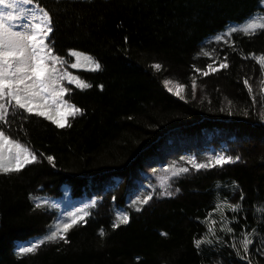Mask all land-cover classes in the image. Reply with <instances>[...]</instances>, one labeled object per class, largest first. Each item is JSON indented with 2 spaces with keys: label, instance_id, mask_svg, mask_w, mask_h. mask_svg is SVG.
Returning a JSON list of instances; mask_svg holds the SVG:
<instances>
[{
  "label": "trees",
  "instance_id": "1",
  "mask_svg": "<svg viewBox=\"0 0 264 264\" xmlns=\"http://www.w3.org/2000/svg\"><path fill=\"white\" fill-rule=\"evenodd\" d=\"M39 3L53 17L54 51L69 61L63 67L92 87L80 90L65 81L71 89L66 99L83 109L70 118V128L27 113L10 126L0 124L37 154L21 172L0 174V264H248L229 245L233 235L240 239L243 231L264 229V73L250 55L264 54V31L237 32L227 43L214 37L228 25L264 17V0ZM70 49L93 56L101 70L72 69ZM225 56L227 69L203 76L207 64L218 67ZM166 80L185 85L183 100L168 91ZM222 145L240 161L192 168L189 158L207 162L209 148ZM180 167L189 172L177 179L172 173ZM162 185L180 191L172 197L154 193L137 212L131 203L137 195L158 193ZM41 199L51 200L54 210L37 209L34 201ZM225 200L240 203L241 211L232 213ZM92 201L87 223L70 230L68 244L45 243L34 254L17 251L54 229L56 215L66 219L67 212ZM217 203L233 234L220 231ZM117 210L130 220L113 229ZM213 219L224 243L198 253L194 238L206 235ZM250 252L252 264H264L255 244Z\"/></svg>",
  "mask_w": 264,
  "mask_h": 264
},
{
  "label": "snow or ice",
  "instance_id": "2",
  "mask_svg": "<svg viewBox=\"0 0 264 264\" xmlns=\"http://www.w3.org/2000/svg\"><path fill=\"white\" fill-rule=\"evenodd\" d=\"M4 9H7L5 11ZM19 21H23L20 23ZM258 31H264V17L257 18L249 17L246 21L238 25H228L220 34H217L214 39L216 41L224 40L227 43V38L234 33L240 32L243 35L252 36ZM54 32L53 17L50 12L39 3V0H0V124L10 126L11 119H15L18 115L23 118V114L29 116L43 117L50 121L57 128L63 129L71 127V119H75L78 115H83V109L66 99V95L71 89L65 85H74L80 90L89 89L92 85L74 75L71 71L66 70L63 66L69 64L63 56L58 55L54 51V41L51 39V34ZM127 42V37H125ZM68 55L74 58L70 67L72 69L86 68L88 71H100L101 63L93 56L85 52L70 49ZM205 55H208L206 52ZM258 65L262 73H264V54H250ZM247 58V57H245ZM224 61L220 62L218 67H213V63L207 64V71H203V76H208L209 73H215L220 69H227L229 64ZM154 69L160 70L161 64L154 63ZM196 72H201L200 68H195ZM165 84L170 83L166 80ZM244 85L247 87L250 96L253 89L249 84L248 79H244ZM103 89V85H100ZM178 90L174 93L180 99H184L181 93L185 90V85H177ZM193 97L196 91V81L192 80ZM262 90H264V81H262ZM172 92V89H168ZM253 104L256 103V98L252 97ZM223 111V109H221ZM231 115V111L228 113ZM247 115V112H245ZM264 119V115L261 116ZM43 155L42 153L40 154ZM49 163H52L54 158L49 155L46 157ZM181 159H184L181 157ZM240 156H233L227 153V150H222L218 153H213L207 159V162H193L197 158L195 156L189 158V163L196 171L210 170L215 167H223L227 164H234L240 161ZM37 161V154L26 147L23 143L12 138L10 135L0 128V174L19 173L26 166ZM53 166H55L53 164ZM155 171V170H153ZM189 172L188 167H180L172 173V176L179 178L181 174ZM151 187V185H149ZM177 187L175 192H179ZM175 192L171 190V185L161 186V190L156 193L155 189L147 195L137 198L131 203L137 205L135 210L141 211L144 205L153 199V194L158 196L172 197ZM244 196L241 192L240 200L243 201ZM37 209L42 205H49L45 211L54 210V205L51 200L34 201ZM95 201L85 203L83 207L76 208L73 211L67 212V218L62 215L55 216V228L50 229L43 237L36 239L29 244L18 245L20 254H34L45 243H69L68 233L77 225L87 223V218L90 217L89 209L94 207ZM224 207L232 213L241 211L240 203H230L224 201ZM219 210L221 216L220 231L226 234H233V227L229 226L228 218L222 210L221 204L217 203L213 212ZM205 217V221L211 217ZM130 217L126 211L117 210L115 219L111 225L113 229L119 228L121 225H127ZM216 220H211V225L207 229V234L201 238H194V247L200 253L202 246L215 248L217 245H222L224 240L217 235L215 225ZM259 232V235L257 233ZM99 235L106 236L103 228L100 229ZM166 235V233H161ZM241 238L237 239L232 236V242L229 245L236 255L247 260L248 264H252L249 257L252 255L250 246L256 245V251L264 256V229L252 228L251 231H243L240 234ZM211 237V238H210Z\"/></svg>",
  "mask_w": 264,
  "mask_h": 264
},
{
  "label": "rangeland",
  "instance_id": "3",
  "mask_svg": "<svg viewBox=\"0 0 264 264\" xmlns=\"http://www.w3.org/2000/svg\"><path fill=\"white\" fill-rule=\"evenodd\" d=\"M166 87H167V89H169V88L172 89V92H170L172 95H175L174 93L178 90L177 85H175V84H167ZM197 91H198V90L195 91V94H197ZM181 95L185 96V92L183 91V92L181 93ZM175 96H176V95H175ZM213 153H214V152H213V149H211V150L209 151V155L211 156V154H213Z\"/></svg>",
  "mask_w": 264,
  "mask_h": 264
}]
</instances>
